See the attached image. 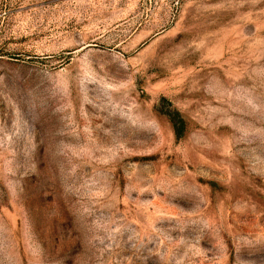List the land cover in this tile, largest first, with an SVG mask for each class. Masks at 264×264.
I'll return each mask as SVG.
<instances>
[{
  "label": "rangeland",
  "instance_id": "obj_1",
  "mask_svg": "<svg viewBox=\"0 0 264 264\" xmlns=\"http://www.w3.org/2000/svg\"><path fill=\"white\" fill-rule=\"evenodd\" d=\"M0 264H264V0H0Z\"/></svg>",
  "mask_w": 264,
  "mask_h": 264
},
{
  "label": "trees",
  "instance_id": "obj_2",
  "mask_svg": "<svg viewBox=\"0 0 264 264\" xmlns=\"http://www.w3.org/2000/svg\"><path fill=\"white\" fill-rule=\"evenodd\" d=\"M155 109L158 113L166 117L172 127L175 139H182L186 132L187 124L180 112L164 97L159 98Z\"/></svg>",
  "mask_w": 264,
  "mask_h": 264
}]
</instances>
